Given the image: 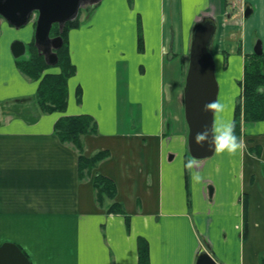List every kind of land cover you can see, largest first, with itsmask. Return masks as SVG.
<instances>
[{
    "label": "crops",
    "instance_id": "0c3cea01",
    "mask_svg": "<svg viewBox=\"0 0 264 264\" xmlns=\"http://www.w3.org/2000/svg\"><path fill=\"white\" fill-rule=\"evenodd\" d=\"M204 17L216 24L209 49L224 105L214 120L232 122L244 61L257 40L264 53V0H100L68 30L76 71L65 110L37 109L33 122L8 109L38 80L17 67L0 16V244H17L30 264H138L140 238L149 264H193L200 247L217 264H264V120L243 123L234 154L197 159L199 182L185 167L184 84ZM17 38L31 42L32 30ZM77 114L96 122L84 155L109 151L84 177L77 149L54 132L59 116ZM95 173L114 181V199L98 202ZM113 202L123 213L108 212Z\"/></svg>",
    "mask_w": 264,
    "mask_h": 264
},
{
    "label": "water",
    "instance_id": "95a60500",
    "mask_svg": "<svg viewBox=\"0 0 264 264\" xmlns=\"http://www.w3.org/2000/svg\"><path fill=\"white\" fill-rule=\"evenodd\" d=\"M100 0H0V16L10 25L20 28L26 25L36 13L34 44L38 54L43 55L48 65L58 61L56 50L63 43L60 34L50 36L54 23L58 24L59 32L67 21L74 20L80 8L93 5ZM247 6L244 17L250 14ZM216 29L215 22L208 17L198 21L192 31L189 63L184 84V114L188 125L187 147L191 157L203 159L214 152L207 144L198 145L194 141L197 132L210 128L214 122L213 112L203 111L209 101L217 100L218 82L215 75V61L209 49ZM10 51L14 58L25 54V42L15 39L10 43ZM253 51L262 54L260 40H257ZM0 264H30L28 256L21 248L10 241L0 244ZM193 264H217L205 247L196 252Z\"/></svg>",
    "mask_w": 264,
    "mask_h": 264
},
{
    "label": "trees",
    "instance_id": "16d2710c",
    "mask_svg": "<svg viewBox=\"0 0 264 264\" xmlns=\"http://www.w3.org/2000/svg\"><path fill=\"white\" fill-rule=\"evenodd\" d=\"M79 16V15H78ZM79 25L78 18L67 21L60 33L63 39L61 47L56 52L58 61L55 66L59 67L57 72H46L50 67L44 57L37 53L35 45L30 42L28 46L31 53L28 57L15 58L19 70L31 79L38 80V87L35 94L30 99H16L10 101L14 105H19L20 101L36 102L40 112H63L67 101V80L76 71L75 65L71 62L67 34L70 28ZM56 35L59 34L58 25L54 24ZM51 28V29H52ZM243 78L241 80V95L234 109L232 122L235 124V135L239 136V126L243 122H254L264 120V53L257 55L254 52L248 55L244 61ZM9 110L11 108H8ZM23 117L28 122H33L37 114L29 116L25 112L18 111V108L10 110ZM36 113V111H35ZM243 117V119H242ZM54 132L61 142L71 143L78 151V175L84 177L96 164L109 155V151L101 150L91 156L83 153L82 136L97 132L96 122L89 114L61 115L54 123ZM93 186L99 203L105 198L114 199L116 195V185L114 181L100 173L93 175ZM108 212L123 213L118 202H113L108 208ZM138 264H149V254L147 242L140 238L138 241Z\"/></svg>",
    "mask_w": 264,
    "mask_h": 264
},
{
    "label": "clouds",
    "instance_id": "9594fccd",
    "mask_svg": "<svg viewBox=\"0 0 264 264\" xmlns=\"http://www.w3.org/2000/svg\"><path fill=\"white\" fill-rule=\"evenodd\" d=\"M224 110V105L218 100L209 101L203 106V111L220 113ZM198 145L207 144L217 153L228 152L234 154L242 147V143L235 135V124L223 120H214L210 128H204L197 132L194 137ZM198 164L197 158L193 157L186 162L185 167L189 170L193 182H199L202 179L201 174L195 170Z\"/></svg>",
    "mask_w": 264,
    "mask_h": 264
},
{
    "label": "rangeland",
    "instance_id": "374dc122",
    "mask_svg": "<svg viewBox=\"0 0 264 264\" xmlns=\"http://www.w3.org/2000/svg\"><path fill=\"white\" fill-rule=\"evenodd\" d=\"M98 4L95 3L93 5H86L84 6L83 8H81L80 12H79V16H77L78 18V21L79 23H82L83 21H86L89 17H91L96 5ZM7 25H9L11 28V32L9 33L10 36L12 35H16V37H14L12 40H15V39H18V35L21 34L24 30L26 29H31L32 30V36L34 35V30H35V21H36V18L33 17L26 25H23L21 26L20 28L16 29L15 27L11 26L5 19H3ZM60 34V32H59ZM50 35L51 36H55L56 35V28L53 27L51 29V32H50ZM61 35V34H60ZM11 40V41H12ZM32 43L34 44V38L32 39ZM29 44V43H28ZM28 44H26V52L24 55L20 56L21 58H24V57H28L31 53V48L30 46H28ZM36 48V47H35ZM37 50V48H36ZM38 53V51H37ZM46 72H58L59 71V67L58 66H55V65H51L50 67L46 68L45 69ZM19 105H14L12 104L11 102L8 103L9 107L8 108H11L10 110L14 108H18V111L21 109V111L25 112V114L29 115V116H32L35 114V111L37 110V104L36 102H34V100L32 101H20L18 102ZM12 112V111H11ZM243 119V117H242ZM243 120H241L240 122V126H239V132H241L243 130Z\"/></svg>",
    "mask_w": 264,
    "mask_h": 264
},
{
    "label": "flooded vegetation",
    "instance_id": "af4514ba",
    "mask_svg": "<svg viewBox=\"0 0 264 264\" xmlns=\"http://www.w3.org/2000/svg\"><path fill=\"white\" fill-rule=\"evenodd\" d=\"M35 45V44H34ZM36 47V46H35ZM39 55H41V54H39ZM43 56V55H42Z\"/></svg>",
    "mask_w": 264,
    "mask_h": 264
}]
</instances>
